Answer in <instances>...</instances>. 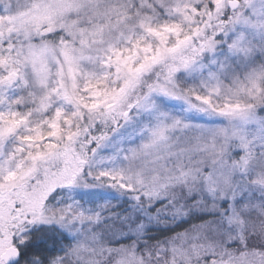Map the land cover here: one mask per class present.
<instances>
[{
	"label": "snow or ice",
	"instance_id": "obj_1",
	"mask_svg": "<svg viewBox=\"0 0 264 264\" xmlns=\"http://www.w3.org/2000/svg\"><path fill=\"white\" fill-rule=\"evenodd\" d=\"M0 264H264V0H0Z\"/></svg>",
	"mask_w": 264,
	"mask_h": 264
}]
</instances>
